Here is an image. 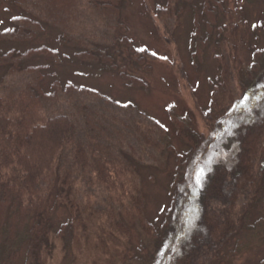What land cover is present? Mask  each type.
Returning <instances> with one entry per match:
<instances>
[{"label":"trees","instance_id":"obj_1","mask_svg":"<svg viewBox=\"0 0 264 264\" xmlns=\"http://www.w3.org/2000/svg\"><path fill=\"white\" fill-rule=\"evenodd\" d=\"M10 1L20 13L6 27L0 23V264H128L134 252L135 264H223L230 246L234 255L264 248V48L252 50L238 84L229 79L209 109L196 107L203 128L174 119V134L188 157L169 144L168 131L153 119L131 132L163 155L159 163L170 156L177 163L169 208L152 222L132 134L122 130L116 141L114 131L105 130L86 107L77 115L50 113L47 103L62 86L54 79L53 91L46 90L47 65L33 62L60 57L58 49L34 44L52 27L61 29L60 47L75 51L69 57L117 70L108 47L67 34L93 12L120 29L125 0ZM129 52L138 63L149 53L133 45ZM221 71L222 77L228 74V65ZM17 73L30 77L19 86L5 82ZM121 77L131 86L137 80L126 72ZM67 88L80 93L72 84ZM81 119L100 134L81 135ZM97 188L104 190L106 205L95 211L89 192ZM59 209L67 212L60 223ZM137 227L145 241L135 247ZM250 264H264V256Z\"/></svg>","mask_w":264,"mask_h":264},{"label":"rangeland","instance_id":"obj_2","mask_svg":"<svg viewBox=\"0 0 264 264\" xmlns=\"http://www.w3.org/2000/svg\"><path fill=\"white\" fill-rule=\"evenodd\" d=\"M148 4L144 0H125L120 29L112 25L113 21L105 22L93 12L77 21L74 27L78 31L67 34L99 48L108 47L111 55H115L111 62L116 63L117 70L112 69V65L107 69L97 62L87 64L69 57L75 51L60 47L58 34L61 29L52 27H48L47 33L38 37L34 44L56 48L60 57L35 58L33 62L47 65L43 84L46 90L53 91L54 79L62 86L58 98L47 103L50 113L77 115L83 112V107L88 108V113L94 110L105 130L108 127L114 131L116 141L121 140L117 133L122 130L129 135L137 129L138 122L153 119L168 131L169 144L188 157V148L174 134L173 121L185 118L191 125L203 128L196 107L209 109L217 96L226 91L229 79L234 86L239 83L253 60L252 50L264 48V0H148ZM159 6L164 10L158 13ZM18 11L10 0H0L3 27L9 25V19L17 16ZM131 45L149 53L143 52L138 63L136 54L129 52ZM223 64L228 65V74L222 77ZM122 72L137 79L132 82L133 86L121 77ZM29 77L17 73L7 76L5 82L19 86ZM69 84L80 89V93L69 94L66 91ZM81 120V135L100 134L88 126L87 121ZM131 137L129 142L142 159L139 181L145 196V212L153 222L169 208L176 159L170 156L162 165L159 161L164 158L160 152L146 147L133 134ZM234 143V147L239 144L235 139ZM125 149L130 152L127 145ZM89 193L95 211L106 205L103 189ZM66 216L65 209L57 211L59 223ZM132 235L135 247L145 241L139 227ZM230 250L231 246L222 253L223 264H250L264 256V248H253L239 255ZM138 256L134 252L131 256L134 261L128 264H135Z\"/></svg>","mask_w":264,"mask_h":264}]
</instances>
